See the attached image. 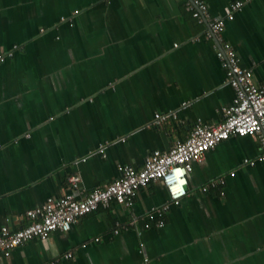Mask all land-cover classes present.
Masks as SVG:
<instances>
[{
	"label": "crops",
	"instance_id": "crops-1",
	"mask_svg": "<svg viewBox=\"0 0 264 264\" xmlns=\"http://www.w3.org/2000/svg\"><path fill=\"white\" fill-rule=\"evenodd\" d=\"M187 1L0 0V52L16 46L0 62V227L25 225L26 211L72 190L71 175L83 196L186 139L197 119L222 120L234 90ZM204 1L220 17L242 1L221 35L264 83V0ZM259 152L256 138L230 136L192 162L177 204L149 217L168 201L151 181L131 205L99 206L0 264H264V161L243 162Z\"/></svg>",
	"mask_w": 264,
	"mask_h": 264
},
{
	"label": "built area",
	"instance_id": "built-area-1",
	"mask_svg": "<svg viewBox=\"0 0 264 264\" xmlns=\"http://www.w3.org/2000/svg\"><path fill=\"white\" fill-rule=\"evenodd\" d=\"M242 1L230 5L224 16H211L204 0H188L186 7L192 15L207 25L203 37L213 41L214 50L225 72L224 83L234 90L232 102L222 108V120L208 124L197 119L192 125L186 139H179L169 149L152 150L146 156L142 167L136 168L122 164L118 166V177L103 186L91 189L83 196L76 194L78 176L71 175L68 180L72 190L60 197H48L46 201L35 209L26 211L28 222L16 229L8 226L0 227V255L8 256L10 251L18 245L32 238H46L54 231H68L83 215L95 210L99 206L107 207L111 203L129 206L137 191L151 181H160L168 195V201L161 208H152L149 217L165 210L170 204H177L187 193V175L192 170V162L200 160L203 155L213 149L218 143L230 136L250 135L258 141L259 154L254 158H244L247 165L264 161V83L258 84L254 80L251 68L243 67L235 49L223 39L227 19H232L234 12L240 9ZM75 12H77L75 10ZM65 19V17H61ZM16 46L0 52V62L13 55ZM174 116L173 112L155 113L154 124L161 126ZM103 152V148L99 147ZM234 175V171L229 173ZM224 178L217 177L209 181L207 186L223 184ZM135 219L129 224H133ZM162 221L157 222L161 226ZM148 227L149 224L145 223ZM122 225H116L113 230L119 231ZM65 257H71L67 252ZM42 264H55L50 261Z\"/></svg>",
	"mask_w": 264,
	"mask_h": 264
},
{
	"label": "water",
	"instance_id": "water-1",
	"mask_svg": "<svg viewBox=\"0 0 264 264\" xmlns=\"http://www.w3.org/2000/svg\"><path fill=\"white\" fill-rule=\"evenodd\" d=\"M162 136L164 137V133H162ZM170 147V146H169ZM169 147H167L166 149H169Z\"/></svg>",
	"mask_w": 264,
	"mask_h": 264
}]
</instances>
